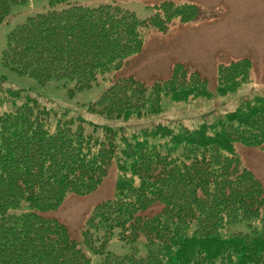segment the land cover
<instances>
[{"label":"trees","instance_id":"obj_1","mask_svg":"<svg viewBox=\"0 0 264 264\" xmlns=\"http://www.w3.org/2000/svg\"><path fill=\"white\" fill-rule=\"evenodd\" d=\"M27 1L0 0V26ZM65 1L49 0L47 12L8 35L6 68L42 86L89 90L139 56L142 29L162 23L109 5L55 10ZM161 7L182 23L196 15L193 6ZM250 71L247 60L220 67L213 94L181 65L152 86L113 76L88 111L109 123L140 120L160 115L162 100L232 95L249 83ZM12 99L11 107L0 99V264H89L87 252L100 255L112 240L146 254H108V264H264V185L235 152L264 146V95L212 124L156 125L130 137L110 126L89 125L87 133L83 121L77 128L58 123L51 132L49 111L18 94ZM111 165L119 173L115 193L93 209L77 241L48 214L69 195L93 194Z\"/></svg>","mask_w":264,"mask_h":264},{"label":"rangeland","instance_id":"obj_2","mask_svg":"<svg viewBox=\"0 0 264 264\" xmlns=\"http://www.w3.org/2000/svg\"><path fill=\"white\" fill-rule=\"evenodd\" d=\"M55 7L60 11L70 6L97 8L116 6L131 12L139 21L157 18L159 27L148 25L140 31L142 51L120 72H111L105 79L89 90L73 91L71 84L50 82L44 86L25 76H20L3 65V52L8 35L28 18L49 10V0H28L25 5L11 8V16L0 26V99L11 107L12 97L29 99L49 111V129L53 132L58 123L71 121L77 128L78 121L85 123L87 133L91 126L125 128V136L141 129L162 125L176 130L178 127L192 129L200 124H212L214 120L232 113L241 102L254 96L264 95V0H66ZM164 3L175 7L193 6L196 15L188 23L168 19L163 15ZM194 12V11H193ZM241 60L251 64L249 83L227 97L213 95L210 100H192L188 104H173L162 100V113L143 119L109 123L88 111L109 87L113 76L133 77L140 83L152 86L165 81L172 69L181 65L187 75L195 74L213 94L217 72ZM13 94V95H10ZM7 95V96H5ZM9 109V108H8ZM6 112V111H5ZM4 112V113H5ZM99 133V132H98ZM236 155L243 168L250 171L264 185V146L258 149L237 146ZM119 178L116 165L108 169L101 186L87 197L69 195L61 207L48 214L64 226L70 236L79 241L87 219L93 209L112 199ZM242 225V224H241ZM244 226V225H243ZM100 237V235H98ZM96 247L99 243L95 244ZM100 249V248H99ZM85 252V251H83ZM108 254L121 258L145 257L141 246H126L112 240L100 255L87 252L89 264H108ZM142 255V256H138Z\"/></svg>","mask_w":264,"mask_h":264}]
</instances>
